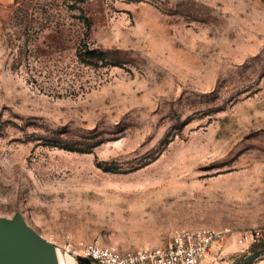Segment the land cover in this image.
<instances>
[{
    "label": "rangeland",
    "instance_id": "1",
    "mask_svg": "<svg viewBox=\"0 0 264 264\" xmlns=\"http://www.w3.org/2000/svg\"><path fill=\"white\" fill-rule=\"evenodd\" d=\"M14 214L59 249L209 228L202 264H264V0H0Z\"/></svg>",
    "mask_w": 264,
    "mask_h": 264
},
{
    "label": "built area",
    "instance_id": "2",
    "mask_svg": "<svg viewBox=\"0 0 264 264\" xmlns=\"http://www.w3.org/2000/svg\"><path fill=\"white\" fill-rule=\"evenodd\" d=\"M218 237L219 233L209 228H178L161 246L120 250L95 239L80 244L78 252L70 251V245L55 247V251L58 264H69L66 258L69 255L72 259L86 257L94 264H202Z\"/></svg>",
    "mask_w": 264,
    "mask_h": 264
},
{
    "label": "water",
    "instance_id": "3",
    "mask_svg": "<svg viewBox=\"0 0 264 264\" xmlns=\"http://www.w3.org/2000/svg\"><path fill=\"white\" fill-rule=\"evenodd\" d=\"M260 254L256 251L238 264H248ZM77 261H88L82 256ZM0 264H58L55 246L39 236L20 214L0 217Z\"/></svg>",
    "mask_w": 264,
    "mask_h": 264
},
{
    "label": "trees",
    "instance_id": "4",
    "mask_svg": "<svg viewBox=\"0 0 264 264\" xmlns=\"http://www.w3.org/2000/svg\"><path fill=\"white\" fill-rule=\"evenodd\" d=\"M87 54L92 56L94 54V50L88 51ZM78 264H94V263L91 260H88V261H79Z\"/></svg>",
    "mask_w": 264,
    "mask_h": 264
},
{
    "label": "bare ground",
    "instance_id": "5",
    "mask_svg": "<svg viewBox=\"0 0 264 264\" xmlns=\"http://www.w3.org/2000/svg\"><path fill=\"white\" fill-rule=\"evenodd\" d=\"M59 252V251H58ZM59 256V255H58ZM69 257H70V255H69Z\"/></svg>",
    "mask_w": 264,
    "mask_h": 264
}]
</instances>
